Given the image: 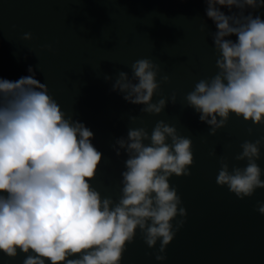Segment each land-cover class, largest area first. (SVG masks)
<instances>
[{
  "label": "clouds",
  "instance_id": "clouds-1",
  "mask_svg": "<svg viewBox=\"0 0 264 264\" xmlns=\"http://www.w3.org/2000/svg\"><path fill=\"white\" fill-rule=\"evenodd\" d=\"M205 2L217 29L212 38L218 71L195 83L184 97L186 105L210 126L212 136L233 114L264 125V19L245 14L249 8H264V0ZM217 5L239 13L226 15ZM32 39L31 33L23 35L25 41ZM130 69L131 77L118 73L113 90L143 105L144 114L161 115L169 100L153 102L161 87L160 65L142 58ZM28 71L31 75L16 81L0 79V253L14 259L23 252V264H121L139 230L149 248L159 243L156 260H166L164 253L188 215L170 180L191 175L192 140L164 120L151 132L130 128L127 139L116 142L128 157L121 195L118 201L104 198L91 183L102 161L91 142L93 132L67 115L35 71ZM162 80L170 83L167 75ZM170 99L177 102L175 93ZM131 119L135 123L137 118ZM262 146L264 138L240 145L235 160L246 161L244 167H230L221 157L217 185L240 200L264 189L257 163ZM256 211L264 215V202Z\"/></svg>",
  "mask_w": 264,
  "mask_h": 264
},
{
  "label": "water",
  "instance_id": "water-1",
  "mask_svg": "<svg viewBox=\"0 0 264 264\" xmlns=\"http://www.w3.org/2000/svg\"><path fill=\"white\" fill-rule=\"evenodd\" d=\"M207 6L205 0H0V79L16 81L31 75V67L62 110L93 132L91 142L102 161L91 183L102 197L118 201L121 195L128 157L116 142L127 139L130 128L151 132L164 120L192 140L191 175L170 180L188 215L164 253L166 260H156L159 243L149 248L138 230L121 264H264V215L256 211L264 189L240 200L216 183L220 158L230 167H244L246 161L235 160L240 145L264 138V125L233 114L212 136L210 126L184 100L196 82L218 71L212 38L217 29L206 15ZM217 7L226 15L239 13ZM248 13L264 19L256 10ZM25 33L32 34V41L23 40ZM142 58L161 67V87L153 102L169 101L159 116L144 114L143 105L131 104L113 90L118 73L131 77L130 65ZM165 75L170 83H163ZM257 163L264 172V146ZM25 256L0 253V264H23Z\"/></svg>",
  "mask_w": 264,
  "mask_h": 264
},
{
  "label": "trees",
  "instance_id": "trees-1",
  "mask_svg": "<svg viewBox=\"0 0 264 264\" xmlns=\"http://www.w3.org/2000/svg\"><path fill=\"white\" fill-rule=\"evenodd\" d=\"M257 13H259L260 15H263L264 14V8H259V9H256Z\"/></svg>",
  "mask_w": 264,
  "mask_h": 264
}]
</instances>
